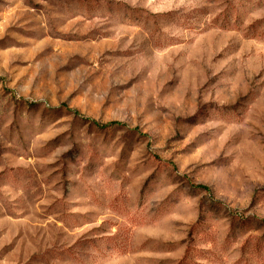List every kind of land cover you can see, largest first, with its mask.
<instances>
[{"label":"rangeland","instance_id":"obj_1","mask_svg":"<svg viewBox=\"0 0 264 264\" xmlns=\"http://www.w3.org/2000/svg\"><path fill=\"white\" fill-rule=\"evenodd\" d=\"M264 264V0H0V264Z\"/></svg>","mask_w":264,"mask_h":264},{"label":"trees","instance_id":"obj_2","mask_svg":"<svg viewBox=\"0 0 264 264\" xmlns=\"http://www.w3.org/2000/svg\"><path fill=\"white\" fill-rule=\"evenodd\" d=\"M178 264H190L187 260V256H185Z\"/></svg>","mask_w":264,"mask_h":264}]
</instances>
